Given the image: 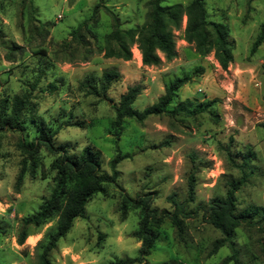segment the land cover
Here are the masks:
<instances>
[{
  "label": "rangeland",
  "instance_id": "1",
  "mask_svg": "<svg viewBox=\"0 0 264 264\" xmlns=\"http://www.w3.org/2000/svg\"><path fill=\"white\" fill-rule=\"evenodd\" d=\"M190 1L165 0L162 6ZM203 1L208 20L226 24L234 43L233 61L225 71L212 54L198 56L184 41L185 17L174 32L177 56L172 61L160 55L159 66H143L135 45L129 61L104 58L100 50L112 21L101 7L92 18L94 6H105L120 28L128 29L144 23L149 0H0V101L10 104L28 94L33 108L20 132H0V264H37L55 230L56 218L28 226L24 243L17 244L21 219L39 209L53 186V158L41 149L35 179L24 176L14 189L22 158L17 142L30 143L43 130L53 133V144L69 155L85 147L97 152L101 174H110L109 161L117 152L125 157L116 166L115 184L86 204L83 216L48 254L49 264H110L137 257L140 242L132 233L138 211L120 221L119 189L132 198L148 194L158 213L171 211L167 198L175 194L179 202L186 200L190 174L194 202L186 207L189 217L182 219L181 239L165 222L145 263L234 264L227 246L214 249L221 235L206 223V210L209 200L223 198L228 181L239 177L227 157L239 163L247 149L254 154L247 168L251 175L236 192V210L258 214L252 225L235 230L231 240L236 264H264V41L250 54L264 24V0ZM82 22L81 37L72 39L71 32ZM108 70L119 77L102 93L101 76ZM183 76L190 81L178 89L170 109L193 110L211 102L205 112L150 116L142 123L123 119L115 135L113 107L129 87H141L132 104L140 112Z\"/></svg>",
  "mask_w": 264,
  "mask_h": 264
},
{
  "label": "trees",
  "instance_id": "2",
  "mask_svg": "<svg viewBox=\"0 0 264 264\" xmlns=\"http://www.w3.org/2000/svg\"><path fill=\"white\" fill-rule=\"evenodd\" d=\"M165 0H149L147 3V13L144 23L135 28L122 29L117 18L109 10L100 4L94 6L92 18L101 7L111 16V30L103 38V48L100 50L106 59L114 58L122 61L131 60V47L136 46L140 53L141 64L143 66H159L161 57L165 62H170L176 58L174 32L181 27L182 18H186L183 31L184 41L192 45L198 56L213 55L218 66L225 71L233 61L234 43L229 37V28L224 23L208 20L203 0H191L186 6L179 4L162 6ZM86 27V22H82L72 32L71 38L81 37V31ZM85 29V28H84ZM264 41V24L261 25L258 35L252 43L250 54ZM202 71V70H200ZM119 77L118 73L108 70L102 73L100 91L105 93L110 84ZM190 77L183 76L176 78L164 88L163 94L153 105L142 111L132 108V104L141 92V87L135 85L129 87L120 96L118 105L113 107L115 117L111 123L115 135L120 134V125L123 119H131L137 123H142L150 116H172L184 114L186 116L205 112L211 102L202 104L193 110L186 107L170 109L177 91L187 84ZM86 87L93 94L96 90L90 84ZM49 89H55L49 84ZM33 111L28 94L14 97L9 104L6 100L0 101V132L11 131L20 132L26 122L27 115ZM54 134L43 130L30 143L19 139L17 147L21 153L20 168L15 179L14 189L17 191L24 176L35 179L38 167L39 153L44 149L53 159L49 164V171L53 173L52 189L44 199L39 209L32 215L21 219V229L17 236V244L22 245L26 238V228L28 226L39 227L49 220L56 218L55 230L48 236L45 245L38 255L37 264H49L48 254L56 247L57 242L63 238L75 219L84 214L86 204L98 193H102L106 185L115 184L117 178L116 166L125 157L118 152L109 161L110 174H101L99 154L89 147H85L78 155H69L66 148L56 147L53 144ZM254 154L247 151L240 157V162L236 163L231 157L227 161L238 170L239 177L236 180L228 181L223 198H212L207 203L206 223L216 229L221 238L214 243V249L227 246L231 253V260L237 262L236 250L232 242L235 230L242 226L252 225L258 210H246L237 212L236 192L243 187L251 171H247ZM42 179L45 177L42 175ZM194 175L187 178V197L183 202H179L175 194H171L167 201L171 205V211L156 212L151 208L152 198L148 194L138 195L135 198L129 197L121 189L118 194L117 212L120 221H124L129 211H138V226L132 233V237L140 242L137 257L133 259H123L110 264H133L145 263L153 250L159 233V228L165 222H169L174 229L175 236L179 240L183 234V220L188 218L186 207L194 202ZM264 219V212L260 210ZM157 264H173L171 262Z\"/></svg>",
  "mask_w": 264,
  "mask_h": 264
},
{
  "label": "bare ground",
  "instance_id": "3",
  "mask_svg": "<svg viewBox=\"0 0 264 264\" xmlns=\"http://www.w3.org/2000/svg\"><path fill=\"white\" fill-rule=\"evenodd\" d=\"M136 57H137V59H139V60H140V55H139V53H138V52L136 53Z\"/></svg>",
  "mask_w": 264,
  "mask_h": 264
}]
</instances>
